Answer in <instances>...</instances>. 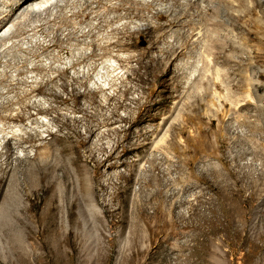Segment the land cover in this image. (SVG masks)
Here are the masks:
<instances>
[{
  "label": "rangeland",
  "instance_id": "obj_1",
  "mask_svg": "<svg viewBox=\"0 0 264 264\" xmlns=\"http://www.w3.org/2000/svg\"><path fill=\"white\" fill-rule=\"evenodd\" d=\"M129 1L125 4L134 2L138 10L136 1ZM57 2L66 6L65 12L53 6L47 14L39 3L35 5L36 12L20 21L22 27L10 23L0 33L7 38L5 41L0 37V55L4 59L0 65V104L7 98L16 100L10 108L0 109V130H4L0 143L3 137L25 130L34 133L47 127L53 133L60 131V125L53 121L55 113L40 114L38 108L31 110L34 116L25 123L5 120L3 117L21 111L23 101L19 102L18 97L45 108L57 106L71 124H77L79 131L89 137L81 149L84 154L108 159L107 163L113 164L103 179L110 192L108 199L116 208L115 221L119 222L112 226V217L107 219L101 213L98 221L91 216L89 228L93 227L89 232L94 243L62 249L38 248L40 264H264V28L250 43L255 50L252 68L247 63L236 71H230L223 63L195 67L198 58H186L192 64L163 75L164 71L147 66L150 58L144 52L150 43L148 36L138 37V49L121 48L110 42L119 40L112 33L115 26L126 24L137 29L163 22L154 13L157 9L167 10L169 2L160 1L152 9L139 6V16L123 17L116 24L112 18L125 12L109 7L118 5L120 0H104L102 4H95V0H52V4ZM7 8L6 0H0V14ZM78 9L91 12L92 17L72 16L71 12ZM258 14L262 15L259 9ZM61 15L65 17L58 19ZM98 15L104 16L106 27L95 29L94 36L81 37V33L99 25ZM69 32H73L71 39ZM239 41L243 42L242 37ZM94 42L99 45L96 49ZM60 46L71 49V53L62 52ZM83 53L90 57L77 69L71 68ZM138 54L142 63L122 61L137 59ZM94 64L99 65L94 76L105 88L94 82L78 87L70 84L69 91L76 87L82 94L79 104L56 103L41 92L30 95L38 83L46 84L56 78L59 68H70L66 76L71 83L70 76L88 74ZM217 77L221 82L218 86L206 83ZM55 82H50L47 89L53 86L51 90H61L68 97L61 80ZM207 88L211 92L203 101L198 100ZM90 90L96 92L103 105L91 100ZM27 93L29 96H25ZM82 109L88 110L89 116ZM37 121L46 126L39 127ZM88 122L94 130L88 129ZM65 132L68 130L63 128L60 134ZM46 138V142H54L53 136ZM31 144L26 143L23 148L15 144L16 156L24 157V148ZM36 150L31 147L28 153L34 155ZM93 164L91 161L90 169ZM157 207L159 212H155ZM160 215L167 226L156 218ZM0 257V264H26Z\"/></svg>",
  "mask_w": 264,
  "mask_h": 264
},
{
  "label": "bare ground",
  "instance_id": "obj_2",
  "mask_svg": "<svg viewBox=\"0 0 264 264\" xmlns=\"http://www.w3.org/2000/svg\"><path fill=\"white\" fill-rule=\"evenodd\" d=\"M103 1L104 0H95V4H102ZM128 1L129 0H120L118 5L109 7L115 12H125L124 14L122 13L114 16L111 21L113 24L120 22L122 18L126 16H139L141 13L139 9L141 7L152 9V7H155L160 1L170 3L167 10L157 9L154 13V16L163 22L155 25L147 24L143 28L137 29H132L126 24L123 26H115L112 29V33L118 35L119 40L117 42H110V45L116 43L121 46V48L123 46L129 47L130 49H138L136 42L138 37L148 36L150 43L146 52H144V55L150 58L147 66H154L158 71H164L163 75L171 69L177 71L181 70L186 64H192V62L185 60L186 58H198V60H196L197 64L196 61H194L196 65L193 64L195 67L201 66L202 64L211 67L222 63L227 64L230 67V71H236L246 63L249 68H252V66L254 67L255 50L250 43L258 38L260 34L259 31L264 28V1L152 0L150 2H142L135 0L136 3L141 6H138V10L134 2L130 5H126L125 3H130V1ZM215 2H217L218 5H215ZM6 3L8 4L7 10L0 14V33L4 31L10 23L16 22L14 24L15 26L22 27L23 19L26 17L28 18L29 14H32V12H36L35 10L39 3L41 7L45 8L47 14L51 12L53 6L54 8H59L60 11L65 12L66 10V6H62L58 2L52 4V0H6ZM30 7L32 8L31 10L29 9ZM258 9L262 15L258 14ZM71 13L72 16H83L86 19L90 18L91 15V12L87 13L85 9L74 10ZM64 17L65 15H61L57 18L61 19ZM97 17L99 25L90 28L88 32L81 33V37L94 36L95 29L101 30L103 27H106L102 20L104 16L98 15ZM21 20H23L22 23L20 22ZM72 34L73 32L68 33V39L72 38ZM0 37L5 41L7 40V38L5 37V39L2 35ZM7 37H10V35H7ZM240 37H242L243 42L239 41ZM1 38L0 41L2 40ZM73 38L75 39V37ZM53 40L51 42H53ZM107 44L106 42V46ZM92 45L94 49L99 47L96 42ZM55 46L59 47L58 45ZM103 47L106 48L105 44ZM60 48L62 52L67 50V52L71 53L70 48V50L62 46H60ZM138 56L139 58L137 59L132 57L122 61H128L129 63L140 61V63H142L141 54H138ZM89 57V55L83 53L75 59L72 66L70 65L71 68H76L77 65L84 63ZM3 60L4 59H2L0 55V65H3ZM98 68L99 65L94 64L90 68L88 74L77 75L81 74L77 73L70 76L71 79H69L71 83L67 80L68 77L66 76L70 68H62L64 70H59V68L56 70L58 72L57 77L53 80H49L54 84L56 83V79H60L62 90L67 92L68 97H64V93L62 94L61 90L60 92L51 90L53 86L51 89H47V85L50 84V82L47 83V81L46 84L38 83V85L33 88L30 95L41 92L48 94L51 98L53 97L56 103L74 101V104H79L80 97L82 96L78 91L79 88L76 89L75 87L74 89L72 88L73 90L71 89V91H69V85H77V87L78 85L87 86L89 82H94L102 88V82L99 83L100 79L97 80L94 76ZM36 69H39V67L37 66ZM41 69H43V67H40V70ZM176 75L180 76V74ZM155 77H157V73ZM249 79L248 83L250 84L251 78ZM207 80L206 83H208V85L212 83L218 86V84L221 83L218 77L214 81L211 79ZM225 80L223 79L224 82ZM179 81L181 83L184 82L183 80L181 81V78H179ZM244 82H247V80L245 79ZM103 83H105V81ZM210 92L211 89L207 88L206 92L201 95L202 97H197V99L203 101ZM88 93L91 94V100L93 102H99L100 105H103L100 100H97L95 91L92 92L90 90ZM25 96H29V93L25 94ZM18 99H21L19 102L23 101L21 111L16 115H7L3 117L5 120L9 122L25 123L34 116L31 110L38 108L40 114L43 112H54L55 116L53 117V121L60 125V131L62 132L63 128L64 130L65 128L68 130V132L63 134H60V131L53 133L50 130L51 128L49 129L45 127L46 125L43 124V122L37 121L39 127H45L44 130L41 131L39 129L34 133L25 130V132L22 131L24 133L19 132L20 134L16 132L12 137H3L4 141L0 143V256H7L11 261H20L26 264H40L42 261H40L36 255L38 248H50L53 246H57L59 249L68 246L80 247V245L83 246V244L93 241L94 238L92 240L90 235L91 232H89L93 227L91 226V228H89L90 222L93 221V218H90L91 216L96 217L98 221L101 220L99 216L101 213L105 215L107 219H109L108 217H112V221H110L112 226L119 222V219L117 222L115 221L116 213L114 215V211L116 208L112 205L113 203L111 204V199H108L110 192L108 191L106 180L103 179L104 176L106 177L109 175L107 174V170H109L113 164L107 163L108 159H94L92 154H84L81 149L88 144L89 137L79 131L76 126L77 124H71V120L65 117L57 106L45 108L37 103H26L23 97H18ZM6 100L7 101L4 100L1 102L0 109L10 108L16 101L8 98ZM228 101L230 102V100H226L227 104H229ZM83 111L89 116L90 113L88 110ZM86 115L85 117H87ZM90 122H88V129L92 131L94 130V125ZM3 131L0 130V133ZM47 135L54 137L53 143L46 142ZM13 141L16 146L22 148L24 144L32 143L30 146L24 148V157L16 156V146ZM31 147L37 148L34 155L28 153ZM42 148H44V151L41 150ZM91 161L94 162V164L91 165L92 169H90L89 166ZM60 171L62 172L61 174H59ZM21 175H23V178H21ZM121 192L122 189L120 190V193ZM160 205L162 206V204ZM159 211L160 208L157 207L155 212ZM124 214L125 210L121 215ZM141 216V218H143V215ZM156 218H160L159 220H161L164 226L166 225V219L164 220L163 216H156ZM124 219L126 218L124 217ZM127 219L129 220V218ZM102 220H104V217ZM186 222H184V224ZM134 223L132 222V224ZM97 227H99V225H97ZM161 228L165 227L161 226ZM96 229L97 228H95V230ZM133 232L134 230L131 233ZM153 233L155 234V231ZM135 234L137 236V233ZM100 240L102 239L100 238ZM106 242L105 240V244ZM102 244L104 245L103 242ZM31 257L34 259L31 260Z\"/></svg>",
  "mask_w": 264,
  "mask_h": 264
}]
</instances>
